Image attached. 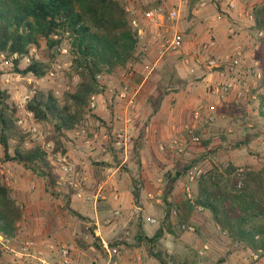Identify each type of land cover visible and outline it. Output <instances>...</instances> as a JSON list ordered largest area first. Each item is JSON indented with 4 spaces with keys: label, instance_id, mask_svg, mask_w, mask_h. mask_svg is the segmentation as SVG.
<instances>
[{
    "label": "crops",
    "instance_id": "1",
    "mask_svg": "<svg viewBox=\"0 0 264 264\" xmlns=\"http://www.w3.org/2000/svg\"><path fill=\"white\" fill-rule=\"evenodd\" d=\"M121 1L129 11L131 22L139 23L142 31L141 39L145 38L144 44L148 49L150 48L148 44H151V49L155 50L153 58L158 61L162 60L164 54L172 53L162 51V35L173 36L178 32L185 34L181 52L194 53L193 55L198 53L202 44L211 37L216 40V47L210 52L211 57H224L228 53L237 51H242L248 56V51L253 49L251 36L257 29L254 26L248 0ZM153 7H163L167 11L176 7L179 8L180 15L175 20H163L159 17L150 20L146 17V11ZM232 24L238 28L235 35L229 33V26ZM159 48L160 51L157 50ZM135 65L136 68L141 66L138 61H135ZM175 67L177 70L174 71L172 80L176 84L184 85L180 88L176 87V90L170 89L164 92L158 90V93L155 89L149 91L146 85L150 78H154L149 75L138 84L135 83L138 87L137 109L132 112L130 132L128 136L126 135V144H128L126 154L125 148L113 145V141L109 142L107 152L100 150L99 142L95 145L89 143L95 133L123 131L124 125L117 118L128 113L123 103L107 92L98 94L97 107L92 110L96 116H88L82 126L68 132L73 140L64 138L65 151L86 175L88 194L92 199H80L69 192L68 188L61 189V185L56 182L55 194L44 187L45 194L35 191L37 194L34 198L37 196L39 203L31 207L32 205L27 202L23 226L26 219L32 225L34 217L39 224L40 217L47 216L51 220H46L48 221L46 225L51 227L50 231L45 232V235L41 231H33L30 226V233H34L40 243L69 245L72 249V264H111L101 239L120 248L121 264H178L179 262L211 264L207 263L210 258L212 263L214 260L217 264L219 257L215 255L222 250L225 253H220L223 261L219 264H264L262 251L259 260L254 261L252 254L257 251L233 248L230 239L219 231V227L209 217V213L202 214L201 212L204 211H200L199 214L198 210L188 204L182 193V181L177 183L169 197L173 208L178 210L177 216L170 214V223L174 225L172 230L163 226V205L152 203L146 196L148 191L157 189L158 179L163 177L165 170L172 166L171 156L159 152L156 143L173 133L176 135L181 132L189 121L193 106L206 99L216 101L215 95L208 92V86L223 80L215 69L207 67L206 62L190 68L184 61H177ZM191 70L202 74L198 89L190 79L184 77ZM241 75L243 79H248V72L243 71ZM233 93L235 95V92ZM155 98H157V106L152 110L151 115V101ZM145 114L149 116L148 122L143 121L138 131L137 121L145 120ZM93 124L95 127H91ZM136 132H138L137 140ZM92 147L94 149H91ZM45 181L47 182V179L43 180V183ZM99 182L107 183L103 194L101 193L103 196H99L97 186ZM35 186L33 183L32 187ZM112 190L119 191V199L113 198ZM135 191L139 193L138 200L135 199ZM43 198L50 199V205L46 201L42 203ZM68 207L78 211L82 217L73 214ZM117 207L120 208L121 213L114 217L113 222L106 223L107 217ZM148 217H154L156 221H148ZM178 217L181 218V222L188 221L195 224L198 227L197 233L191 234L180 230ZM74 218L78 221L73 222ZM208 239H211L213 246L209 242V248L204 250ZM94 240L97 242L95 243ZM216 244L220 246L219 249L215 247ZM18 249L15 240L10 251L3 249L0 244L2 252L0 264L14 262ZM43 257L45 264H62L59 254H54L50 250L44 251ZM33 258L35 257L28 255L19 259L20 262H26L25 264H38Z\"/></svg>",
    "mask_w": 264,
    "mask_h": 264
},
{
    "label": "trees",
    "instance_id": "2",
    "mask_svg": "<svg viewBox=\"0 0 264 264\" xmlns=\"http://www.w3.org/2000/svg\"><path fill=\"white\" fill-rule=\"evenodd\" d=\"M251 12L255 28L263 31L258 49L262 76L255 91H258V117L263 124L257 135L264 137V0L252 6ZM64 41L69 45L71 56L70 76L77 75L78 82L65 91L62 98L53 91L37 90L26 105L38 123L53 126L58 135L57 148L69 131L82 126L88 116H96L90 101L93 94L103 90L97 75L119 77L129 62H137L145 54L140 49L138 31L121 0H0V53L17 72L44 77L50 71V63L31 58L27 67L21 69L22 59L30 55L32 48H40L43 42L54 50ZM52 55L54 57V53ZM8 98L9 95L0 90V145L3 149L0 164L13 162L41 172L47 179L48 190L55 194L58 176L53 172L47 151L36 142L27 144L29 134L17 125L16 109L10 107ZM195 133L201 137V129L197 128ZM234 147L240 145L237 143ZM190 166H186V170ZM185 172L177 170L173 176L163 175V226L169 230L174 226L169 220L173 209L169 197L177 183L184 179ZM194 194L196 202L205 207L233 248L264 253V161L257 168L242 169L231 161L227 165H214L198 177ZM134 195L138 200L139 193L135 191ZM68 208L82 217L78 211ZM23 222L24 208L0 172V234L18 240L23 233ZM1 253L0 250V257ZM222 261L221 257L217 264Z\"/></svg>",
    "mask_w": 264,
    "mask_h": 264
},
{
    "label": "rangeland",
    "instance_id": "3",
    "mask_svg": "<svg viewBox=\"0 0 264 264\" xmlns=\"http://www.w3.org/2000/svg\"><path fill=\"white\" fill-rule=\"evenodd\" d=\"M262 1L263 0H248V6L252 8V6L261 3ZM258 31L259 30H257L255 34L251 36L253 49L252 51H248V79H243L242 75V78L240 77L243 81L246 82L243 85L245 94L239 98L236 94L233 95L234 93L232 91L224 96H215L217 98L216 101H209L208 99H206L201 103L193 106L187 124L192 125L195 123H199L198 128L201 129V141L199 143H193L190 138L186 139V150L184 153H172L170 151H161L159 149L160 144H167L170 140L173 139V137H175L174 133L156 143L159 152L170 155L172 160V166L171 168L165 170L163 174L164 176H173L177 170H184L187 172L194 166H199L203 169L204 173H207L212 169L214 165H227V163L230 161L241 167L242 169L246 167L257 168L264 161V137L263 134L257 135L258 132L262 131L263 129V124L258 117L257 111L259 105L258 91H255L259 79L262 76V64L260 59L258 58V49L263 33L260 34ZM144 41L145 38L143 40H140V48L143 47ZM148 46H150L148 51L149 53L145 52L146 54H144V57L138 60V63L141 66L137 67L138 74L135 79H133L134 81L132 83V86L135 89H138V87L135 86V83L138 84L144 77H146V75H149V77H154L152 79L150 78L147 85L145 84L146 86H148L149 91L155 89L158 93V90L164 92L170 91V89L176 90V87L180 88L184 86L183 83L176 84L172 80L175 75L174 71L177 70L175 65L177 61H184V58L186 56L193 57L194 53L172 52L171 54H164L162 60L158 61V59L153 58V56L155 55V50L151 49V44H148ZM60 47L69 48V45L67 41H64L61 46L55 47L54 50H50L47 48L45 42H43L40 48H32L30 55L25 56L22 59L19 65L21 69L27 67V65L30 63L31 58H35L45 63H50V71L42 78H38L31 73L22 74L17 72L13 64H11L9 60H6L4 54L0 53V71L2 72L0 74V90L5 91L9 95L7 102L12 109H16V116L18 117L17 125L25 133L29 134V140L27 141L28 145L36 142L43 147L45 141L57 142L58 138V135L55 132L53 126L49 123H39L40 134H35L32 131L25 130L18 123L20 117L29 118L26 116V105L28 101L33 97L37 90H42L46 93H48L49 91H53L55 95H57L59 98H62L64 92L67 90H71L79 79L77 75H73L72 77L70 76V52L62 53V51L59 49ZM157 50L160 51V48ZM52 53H54V57ZM145 55L148 56L145 57ZM186 65L190 68L195 66L193 62H191L189 65ZM52 70L55 72L54 75H51L50 73ZM184 77L190 79L191 83L197 86V89L199 88V81L202 79V74H199L198 72L194 73V71L191 70V72L185 74ZM102 91L109 93L106 88ZM26 96H28L27 99ZM151 102L152 104H154H151L150 107L152 115V110L157 106V98H155ZM208 102H212L216 105L214 120L211 122L205 121L204 112L199 118H196L194 114V111L196 109ZM145 115V120L137 121L136 126L138 127V131L140 129L139 127H142L143 121L145 123L148 122L149 116H147L148 114ZM94 125L95 124H93L91 127H95ZM137 135L138 132L135 133L136 140ZM112 137H114L113 133ZM66 139L73 140L74 138H72V136H69V134H66ZM60 141L63 144L61 146H58L57 149L63 150L65 147V140L64 138H61ZM237 143L240 145V147L235 148L234 144ZM252 151L254 152V154ZM0 155H3V149L1 145ZM116 159H118V157H116ZM190 164L191 166L188 170H186V166H189ZM126 167L128 168V166ZM0 172L3 175L4 182L11 188L13 194L17 197L19 202L23 204L25 208L24 210H26L28 204L27 202H29V205H32L31 207H33V205L35 206L37 202L39 203V198L37 196L36 198H34L38 191H40L42 194H45V188L47 190L49 188V186L46 184V181L45 183H43V180H45L46 178L41 172H35L22 164L13 162L1 163ZM53 172H55L54 166ZM186 172L182 175V179L186 176ZM33 183H35V187H32ZM197 183L198 179L194 184V191H196L197 189ZM60 188L66 189V186L61 185ZM35 191L37 192L35 193ZM182 193L184 195V192ZM49 200L50 199L43 198L42 203L46 201L50 205ZM205 212L207 211L201 213L203 214ZM64 217H66L65 214ZM47 219V216L40 217V222L38 224L36 217H34L32 219V225H30V223H28V220L26 219L22 229L23 233L21 237L18 240H15L17 248L18 243L21 240L27 238H37L34 233H30V226L32 227L33 231H41L44 234L45 232L48 233L51 227L46 225L48 222L46 221ZM178 219L180 220L181 218L178 217ZM75 220L78 221V219L74 218L73 222H75ZM43 221L44 223H42ZM214 235L216 234H213V236ZM206 242H211V239L206 240ZM211 245L213 246V242H211ZM215 247H218L217 249L220 248V246L217 244ZM220 253L223 254L225 252L223 250L219 251L215 256L221 258ZM210 259L207 260V263L215 264L214 260L212 263ZM33 261L38 262V264H45L36 257L33 258ZM10 263L25 264L26 262H20V259L17 258V256H14V262Z\"/></svg>",
    "mask_w": 264,
    "mask_h": 264
},
{
    "label": "built area",
    "instance_id": "4",
    "mask_svg": "<svg viewBox=\"0 0 264 264\" xmlns=\"http://www.w3.org/2000/svg\"><path fill=\"white\" fill-rule=\"evenodd\" d=\"M231 5H233V1H231ZM179 15L180 10L176 7L168 11L163 7H153L146 11V17L150 20H156L158 17L163 20H175L179 17ZM132 24L137 29L139 40H141L142 31L139 27V23L133 21ZM237 31L238 28L235 24L229 26V33L231 35L237 34ZM258 32L260 34L263 33L262 31ZM184 39L185 34L181 32L175 33L173 36H168L167 34L162 35V51L181 52ZM214 47H216V40L214 37H211L202 44L201 50L196 55H193V57L186 56L184 58V62L188 65L193 62L194 65L198 66L206 62L208 68L213 70L215 69L218 72L223 80L220 82L211 83L208 86L209 91L212 95L224 96L233 91L239 98L242 97L245 94L243 85L246 82L241 79V74L243 71L248 72V56L242 51H237L235 53H228L224 57H211L210 52ZM59 49L62 51V53H69V48L67 47H60ZM141 50L147 53L149 49L144 44L143 47H141ZM50 73L51 75L55 74L53 70ZM137 74L138 70L136 68L135 62H129L126 68L121 70V72L119 73V77H113L110 75L108 76L102 73L97 75V79L100 82L101 88H106L110 94L117 98L119 102L123 103L124 108L128 113L119 115L117 118V120L124 125L122 127L123 131L116 130L113 133L114 137H112V133L108 131H104L101 134L95 133L89 140V143L91 145H95L99 142V147L102 152L109 151L110 141H113V145L115 146L125 148V154L128 152L126 135L128 136L130 132L129 124H131L132 122V112L137 109V89L132 86V83L134 81L133 79H135ZM102 92L104 91H101L99 93ZM99 93L93 94L91 96L90 108L92 110L96 109L97 107V99ZM27 98L28 96H26V99ZM215 110L216 105L214 103H207L201 105L198 109H196L194 111V114L196 118H199L204 112L205 121L211 122L214 120ZM26 111V116L29 118L20 117L18 123L23 127V129L32 131L35 134H40V124L35 120L34 113L32 111H29L28 109ZM198 127L199 123H195L192 125L187 124L181 132L177 133L175 137H173V139L169 141V143L160 144L159 149L161 151H170L172 153H184L186 150V139L190 138L193 143L200 142L201 137L195 133ZM43 148L47 151L48 157L55 168L56 174L58 175L57 184L65 185L66 188H68L69 192L80 199H92V196L88 194L86 175L79 167L78 163L70 156V154L62 149H57L54 141H45ZM91 149L94 148L92 147ZM203 173L204 172L202 168H200L199 166H194L188 170L181 183L184 197L187 200L188 204L193 209H196L198 211H205V207L202 204L196 202L194 194V184L195 182H197L198 177ZM158 182L159 186L157 187V189L148 191L146 196L152 203L162 204L164 201L165 192L164 178L160 177L158 179ZM97 186L99 196H103L102 192L107 186V183L99 182L97 183ZM112 193L114 199L120 198V193L118 190H112ZM120 213V208H114L111 212V215L107 217L105 222H113L114 217L118 216ZM171 213L172 215L177 216L178 210L176 208H173ZM147 220L151 222L156 221L154 217H148ZM179 229L191 234H195L198 231V227L188 221H180ZM101 241L106 249V252L108 253L110 263L121 264L120 248L110 245V243L105 239H101ZM0 244L3 249H5L6 251H10L11 245H13V239L0 234ZM18 248L19 249L17 252V257L19 258H23L24 256L29 255L32 257H36L45 263L46 261L43 257L44 251L50 250L54 254H59L62 260V264H72V249L67 244L56 245L51 242L40 243L34 238H27L21 240L18 243ZM208 248L209 245L208 243H206L204 245V250H207ZM252 255L254 261L259 260L260 251L254 252Z\"/></svg>",
    "mask_w": 264,
    "mask_h": 264
}]
</instances>
